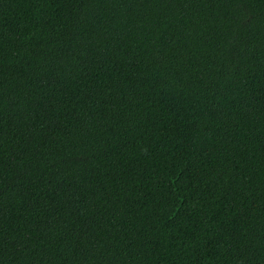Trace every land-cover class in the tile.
I'll list each match as a JSON object with an SVG mask.
<instances>
[{
    "label": "trees",
    "instance_id": "obj_1",
    "mask_svg": "<svg viewBox=\"0 0 264 264\" xmlns=\"http://www.w3.org/2000/svg\"><path fill=\"white\" fill-rule=\"evenodd\" d=\"M0 264H264V0H0Z\"/></svg>",
    "mask_w": 264,
    "mask_h": 264
}]
</instances>
